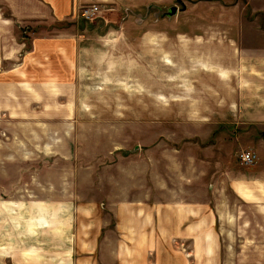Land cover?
<instances>
[{
    "label": "rangeland",
    "instance_id": "1",
    "mask_svg": "<svg viewBox=\"0 0 264 264\" xmlns=\"http://www.w3.org/2000/svg\"><path fill=\"white\" fill-rule=\"evenodd\" d=\"M89 3L101 5L92 19L38 23L24 33L28 50L34 34L76 39L77 109L70 124L0 125L13 180L22 166L30 178L32 163L51 165L58 196L64 181L111 188L119 167L135 168L132 179L152 185L195 173L207 184L261 162L257 155L244 164L240 154L264 150V126L249 121L264 100L256 90L264 70L257 56L264 54V0ZM173 5L175 15L158 19ZM36 178L46 180L42 173ZM230 240L235 247L222 254L226 264H264V254L240 253L243 240ZM104 259L109 264V255Z\"/></svg>",
    "mask_w": 264,
    "mask_h": 264
},
{
    "label": "crops",
    "instance_id": "2",
    "mask_svg": "<svg viewBox=\"0 0 264 264\" xmlns=\"http://www.w3.org/2000/svg\"><path fill=\"white\" fill-rule=\"evenodd\" d=\"M88 1L0 0L1 126L70 124L76 39L34 34L28 50L24 33L72 19ZM257 56L264 62V54ZM261 78L256 90L263 100L264 70ZM255 107L249 121L264 126V100ZM257 152L261 162L248 175L227 171L225 183L200 184L195 173L152 185L132 179L135 168L128 166L118 168L111 188L64 181L57 196L51 165L32 163L30 178L22 166L13 180L0 150V264H101L105 255L109 264H226L222 254L235 247L232 238L243 240L240 253L264 254V150ZM41 173L45 181L36 180Z\"/></svg>",
    "mask_w": 264,
    "mask_h": 264
},
{
    "label": "built area",
    "instance_id": "3",
    "mask_svg": "<svg viewBox=\"0 0 264 264\" xmlns=\"http://www.w3.org/2000/svg\"><path fill=\"white\" fill-rule=\"evenodd\" d=\"M101 5L97 3H89L83 5L78 10V16L84 19H92L96 16L98 12H100ZM256 152L251 150H244L240 154V159L244 164L250 165L257 161Z\"/></svg>",
    "mask_w": 264,
    "mask_h": 264
},
{
    "label": "water",
    "instance_id": "4",
    "mask_svg": "<svg viewBox=\"0 0 264 264\" xmlns=\"http://www.w3.org/2000/svg\"><path fill=\"white\" fill-rule=\"evenodd\" d=\"M185 8V5H184ZM178 12V6L177 5H173L169 8V10L163 14V13H159L158 14V19H162L163 17L167 16V17H171L173 15H175Z\"/></svg>",
    "mask_w": 264,
    "mask_h": 264
}]
</instances>
